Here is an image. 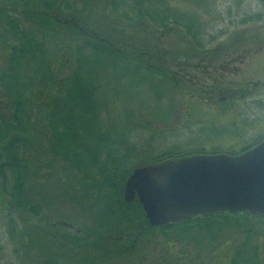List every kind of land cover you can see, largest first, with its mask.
I'll use <instances>...</instances> for the list:
<instances>
[{"label":"trees","instance_id":"trees-1","mask_svg":"<svg viewBox=\"0 0 264 264\" xmlns=\"http://www.w3.org/2000/svg\"><path fill=\"white\" fill-rule=\"evenodd\" d=\"M261 20L264 13H255L242 17L239 24ZM200 24L193 17L177 15L169 0H0L4 53L0 57V193L11 212L52 219L47 208L56 197L48 193L53 190L48 178L55 167L51 158L45 160L37 148H30L34 138H44V150L60 159L62 176L74 183L73 187L61 183L65 195L60 196L83 213L79 229L64 235L66 244L45 230L44 245L37 246L44 256L37 264H56V260L97 264L88 259L93 253L106 260L127 259L147 244L160 251L155 255L157 264H200L202 259L219 264L222 259L217 256L229 243L220 240L229 230L243 238L231 253L226 252L227 263L258 264L264 218L222 212L154 227L136 198L130 203L123 199L126 180L136 168L197 156H239L264 141V135H257L240 148L208 143L176 146L172 133L186 134L188 127L163 129L162 148L156 136L147 141L145 134L151 132L141 120L145 114L138 100L141 85L147 84L157 101L164 98L163 88L168 85L181 96L216 104L223 111L259 88H236L224 72L190 73L186 62L209 50L219 36H207ZM122 25L132 27V40L118 30ZM154 32L182 38L190 58L165 59L152 43ZM204 36L208 39H201ZM140 37L145 42L136 44ZM118 77L128 78L122 95L114 82ZM242 132L238 126L202 127L197 140H243ZM46 173L48 177L43 176ZM63 222H52L50 230L64 233L71 226ZM7 225L17 257L36 247L17 228L16 220L8 216ZM82 256L83 261L77 260Z\"/></svg>","mask_w":264,"mask_h":264},{"label":"rangeland","instance_id":"rangeland-1","mask_svg":"<svg viewBox=\"0 0 264 264\" xmlns=\"http://www.w3.org/2000/svg\"><path fill=\"white\" fill-rule=\"evenodd\" d=\"M101 5V4H99ZM170 8L177 14L188 18H195L202 22V32H205L207 36H217V39L211 43L209 50L202 51L200 54L195 55L193 59H189V47L184 43L182 38H178L175 33L158 34L154 32L151 35L153 44L160 48L162 53H165L164 58L171 60L172 58H179L186 56L189 59L186 63L187 69L191 74H199L202 69H206L209 73H225L227 79L237 88L252 87L253 85L259 86L254 92L251 90L245 98L241 101L230 104L226 110H221L216 104L206 103L200 99L190 98L188 96H181L179 92L171 90L169 86L164 87V98L159 101L152 98L148 91V85H141L138 90V100L140 105L145 106V114L142 116L143 124H149V131L151 133L145 134L147 141L152 139V136H156V141L162 148V133L163 129H175L182 130L181 127H188L191 130L186 134L182 131H174L173 136L176 137L175 143L178 147L186 145H203L208 146L217 145L221 148H230L235 146L240 148L245 141L250 142V139L257 135H264V20L256 21L251 24L243 25L239 24V20L245 15H252L255 13H263V8L260 0H169ZM124 35H128L132 40V35L135 32L132 31L130 25H122L117 27ZM3 28L0 27V35ZM137 35V34H135ZM147 38V37H146ZM144 38L140 37L136 44L143 42ZM201 39L207 40L205 36ZM140 40V41H139ZM200 40V39H199ZM135 44V41H133ZM145 42V41H144ZM135 44V45H136ZM210 44V43H209ZM208 44V45H209ZM216 54L217 56H214ZM224 54L223 56H221ZM3 46L0 45V57H3ZM192 58V57H191ZM199 67L200 69H195ZM206 67V68H204ZM224 69V70H223ZM127 77H118L114 79L116 89H120V95L127 89ZM112 83V81H111ZM254 88V87H253ZM130 90V89H129ZM126 93V91H124ZM123 96H120V98ZM260 102V104L257 103ZM111 114V113H110ZM146 124L144 126H146ZM189 125V126H187ZM238 126L243 128L241 137L244 138H231L224 141L207 142L204 140H197L199 135V129L202 127H229ZM148 129V128H147ZM148 131V132H149ZM44 134V133H43ZM40 135V134H39ZM38 135V136H39ZM41 136V135H40ZM159 138V139H157ZM44 139V138H43ZM43 139L34 138L30 145L32 150L37 148L38 156L43 159H50L54 165L53 173L48 178L50 180L49 186L53 190H48L56 197L49 200L51 208L48 209V213L52 217L48 220V216H31L26 212H11L9 208L8 200L0 193V264H37L44 254H40L37 250V246H43L45 242V230L52 237L54 235L55 241L67 243L63 238L66 232L75 233L76 229L81 226L82 209L78 205H74L72 201H66L61 197L62 193L59 189L61 183L64 186L73 187L74 183H70L69 177L65 179L60 172L62 163L56 155H51L44 150ZM153 141V140H152ZM168 142L167 145L172 144ZM43 176L48 177L47 173ZM43 179V178H42ZM67 180V181H66ZM68 183V184H67ZM50 187V188H51ZM51 188V189H52ZM56 195V196H55ZM65 195V194H64ZM43 213V212H42ZM8 216L16 220L17 228L24 231L27 237H30L34 245L36 246L32 251L30 250L24 257H17L14 254V250L17 247L12 241L8 239L7 234V220ZM58 222L63 225V221H66V225L71 226L66 229L64 233H55L51 228L52 222ZM68 227V226H67ZM242 236L236 233V231H226L220 240L228 241L226 246H223L222 251L217 256L222 263L228 264L226 252L231 253L234 250L235 243L242 240ZM125 244V243H124ZM259 249V262L258 264H264V238H260L258 241ZM224 249V250H223ZM35 250V251H34ZM70 252V248L67 251H63L66 255ZM136 253L129 258H118L113 256L107 260L101 256H96L94 253L89 255L88 259L98 261L97 264L109 263V264H157L158 255L160 251L151 246L150 244L138 247ZM62 253V251H61ZM69 256V255H68ZM54 258V257H52ZM66 258V256H65ZM84 257L76 258L79 261H83ZM69 258H66V261ZM59 261V262H57ZM63 261L56 260V264H66ZM83 264V263H80ZM200 264H208L206 259H202Z\"/></svg>","mask_w":264,"mask_h":264},{"label":"water","instance_id":"water-1","mask_svg":"<svg viewBox=\"0 0 264 264\" xmlns=\"http://www.w3.org/2000/svg\"><path fill=\"white\" fill-rule=\"evenodd\" d=\"M135 198L154 227L222 212L264 218V141L239 156H197L136 168L123 193L126 203Z\"/></svg>","mask_w":264,"mask_h":264}]
</instances>
